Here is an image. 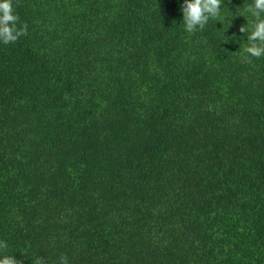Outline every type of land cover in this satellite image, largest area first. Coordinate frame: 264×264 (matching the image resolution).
<instances>
[{
	"label": "trees",
	"instance_id": "16d2710c",
	"mask_svg": "<svg viewBox=\"0 0 264 264\" xmlns=\"http://www.w3.org/2000/svg\"><path fill=\"white\" fill-rule=\"evenodd\" d=\"M14 4L26 32L0 43L5 251L264 264V58L247 56L245 18L187 33L180 0Z\"/></svg>",
	"mask_w": 264,
	"mask_h": 264
},
{
	"label": "clouds",
	"instance_id": "9594fccd",
	"mask_svg": "<svg viewBox=\"0 0 264 264\" xmlns=\"http://www.w3.org/2000/svg\"><path fill=\"white\" fill-rule=\"evenodd\" d=\"M222 8H227L224 0H180L179 11L182 15L178 24L185 32L194 33L205 29L210 22L220 21L222 16L226 19L242 15L246 23L239 31L247 38V56L264 58V0H251L244 6L243 14L232 12L230 17L222 13ZM25 32L26 26L19 24L14 0H0V43H13ZM7 247L5 241H0V264H21L15 252L5 251Z\"/></svg>",
	"mask_w": 264,
	"mask_h": 264
}]
</instances>
